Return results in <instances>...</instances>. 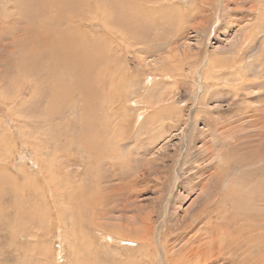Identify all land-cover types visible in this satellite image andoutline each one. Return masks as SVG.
<instances>
[{
	"label": "rangeland",
	"instance_id": "rangeland-1",
	"mask_svg": "<svg viewBox=\"0 0 264 264\" xmlns=\"http://www.w3.org/2000/svg\"><path fill=\"white\" fill-rule=\"evenodd\" d=\"M140 1L139 30L107 28L111 86L92 103L110 150L99 155L69 143L81 114L57 124L43 87L11 73L23 20L13 15L11 29L13 4L0 0V264H234L220 253L234 229L212 225L235 204L264 217L259 198H234L256 168L233 162L259 143L250 122L264 107V0ZM100 14L89 28L108 33Z\"/></svg>",
	"mask_w": 264,
	"mask_h": 264
},
{
	"label": "bare ground",
	"instance_id": "bare-ground-1",
	"mask_svg": "<svg viewBox=\"0 0 264 264\" xmlns=\"http://www.w3.org/2000/svg\"><path fill=\"white\" fill-rule=\"evenodd\" d=\"M11 2L13 4V10L11 11V18L9 20L13 27H10L11 29H17V31L19 29V27H15L14 23L16 22H12V17L13 15H15V18H21V20H23V22H21L22 25L20 24L18 26H21L24 32L21 34L15 33L16 37L13 36L14 34H11V38L13 39V41L11 42V46L12 43H15L17 40L22 43L16 48V50L11 49L16 53V57L14 56L15 58L11 59V61L7 63L8 65L11 64V73L16 74L23 79L28 77L29 79H25V81L27 82L26 85H28L29 87L28 90H30L31 92L37 89V83H39V85L43 87L44 95L41 100L46 101V104L48 105V113L49 111H51V113H49L50 116L56 115L60 118L58 119L60 120V122L57 124L61 125L62 121L66 124H71L72 118V122L75 123L77 122L76 113L81 114L83 123H80V121H78L82 126L81 135L79 138V135L77 134L76 139L74 138V140H72L71 142L69 141L71 145L74 144L75 146H82V149L84 151L91 154H109V152L106 151L109 148L106 149L105 145L108 144L107 141L110 138L108 136V131L106 128V126H108V123L106 124V120L102 119L103 121H101L99 119L102 109H100L98 112V106L92 103L93 98L98 95V98L96 97V100L98 101V103L103 105L105 103L104 96L107 92L106 90H109L108 85L111 86V81L107 79L106 74V72L109 70V66L106 64V62H103L105 59L103 58L104 56H108L109 59L111 54L110 52L112 51L114 44L111 40L109 41L108 37H112L110 36L112 34L108 32L109 29L107 28L110 24L118 25L119 27H125V25L128 23H132V25L134 23L137 28H141L142 23L139 20L141 1L11 0ZM90 13H93L95 15L97 21H102L101 19H98L100 17H98L99 13L102 14V25L107 29L108 33L104 31L102 33L91 31V29L89 28V24L90 20L93 19V17L91 18ZM143 19H146V17L144 16ZM142 22L144 23V21ZM9 32L11 33V30H9ZM150 32L151 31H149V33ZM109 33L110 35H108ZM112 33H114L113 30ZM113 35L115 36V34ZM119 37L120 36H118V38ZM31 40L32 42H30ZM100 41H104V43H101ZM12 55L13 54H11V56ZM203 79L206 80L205 77ZM32 82H34V84L36 85H32ZM76 101L79 102L77 103L78 107L75 106ZM52 108L55 109L52 110ZM65 111L66 115L64 116ZM67 112L70 113L69 116L67 115ZM44 113L45 115L48 114L46 112ZM74 119L76 120L73 121ZM250 123L258 129L255 133L256 135H258L259 139L258 148L256 151L251 152L249 155L247 154L245 156H242L241 158L233 162L240 163L241 165L243 164L249 167H255L256 169L254 168L255 170H253V174L256 177L254 176V178L250 179L252 180L251 187L250 184H248L249 181L246 182L247 180H243V182L237 183L236 186L238 187H245V185H247V188H250L243 192L245 195L244 199L242 198V195L238 194V192L235 194L234 198L237 200L240 199L241 202H244L242 204H247L248 206H255L254 203L258 202L257 200L259 198L260 204L264 205V107H262V110L258 113L257 117L253 118ZM57 126L58 125L53 124L52 129H56ZM64 128L62 129L61 133L64 131ZM49 132L52 133L54 131ZM47 133L48 132H45V134ZM249 177L251 178V176ZM234 191L235 190H233V192ZM235 205H237L238 207H235L236 209H231L232 212L230 211L231 213H228L229 217L225 216L224 219L220 217L218 219L219 222L214 223V225H212L211 223L212 226L218 227V230L219 227L222 228V226H224L226 223L228 224L226 226H231L230 229H234L233 232L236 234V239H231V237L228 239L227 237V241L225 244H223V242L220 243L222 247V251L220 250V253L221 255H224L222 257H227L226 259L230 260L229 263L233 262L234 264H238V262H240V259H236L235 257L244 255L245 257L243 258H246V254H249V252L255 250L258 254V258H255L256 261L254 262V264H264V217L261 214H257V219H255L254 216H248V213L246 214L245 212L240 211V206L238 204ZM194 220L195 219L193 218L192 221L195 222L196 220ZM212 226H210V228ZM239 246L246 248L247 251L236 253V250ZM223 247H225L227 250ZM243 261H245L244 263H250V259H244ZM168 263L166 262V264Z\"/></svg>",
	"mask_w": 264,
	"mask_h": 264
}]
</instances>
